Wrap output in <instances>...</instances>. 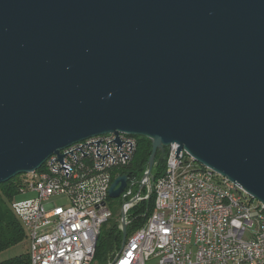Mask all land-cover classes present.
I'll return each mask as SVG.
<instances>
[{"label": "water", "instance_id": "1", "mask_svg": "<svg viewBox=\"0 0 264 264\" xmlns=\"http://www.w3.org/2000/svg\"><path fill=\"white\" fill-rule=\"evenodd\" d=\"M111 133L264 204V0H0V185Z\"/></svg>", "mask_w": 264, "mask_h": 264}, {"label": "built area", "instance_id": "2", "mask_svg": "<svg viewBox=\"0 0 264 264\" xmlns=\"http://www.w3.org/2000/svg\"><path fill=\"white\" fill-rule=\"evenodd\" d=\"M118 138L122 145L112 133L77 143L61 151L63 164L54 155L23 176L20 195L34 197L12 208L28 235L30 264L93 263L102 227L114 218L109 190L126 176L116 171L130 164L137 145L136 136ZM178 148L166 149L160 178L147 169L137 194L128 179L120 196L127 224L128 212L153 192L155 210L108 264H264V206L187 152L178 157Z\"/></svg>", "mask_w": 264, "mask_h": 264}, {"label": "trees", "instance_id": "3", "mask_svg": "<svg viewBox=\"0 0 264 264\" xmlns=\"http://www.w3.org/2000/svg\"><path fill=\"white\" fill-rule=\"evenodd\" d=\"M151 155L152 141L137 137V145L132 161L116 172L126 175L130 183H135L137 179L141 180L143 178L148 169ZM159 157L158 154L152 171L154 180H157L166 172L167 159L165 157L164 160L159 161ZM23 176H17L11 181L0 185V254L28 240L27 232L12 208L13 202L20 195V190L23 187ZM140 187L139 183L138 188L134 190V194L139 192ZM142 195H147L145 189L142 190ZM154 210L155 194L153 192L147 200L140 202L128 212L127 238L146 224ZM110 221L112 226L107 229L106 227ZM108 223L102 227L92 264H108L109 260L122 248L123 232L119 228L120 219L113 218ZM0 264H30L29 253L2 261Z\"/></svg>", "mask_w": 264, "mask_h": 264}, {"label": "rangeland", "instance_id": "4", "mask_svg": "<svg viewBox=\"0 0 264 264\" xmlns=\"http://www.w3.org/2000/svg\"><path fill=\"white\" fill-rule=\"evenodd\" d=\"M140 179H137L135 181L136 185L134 187V189L136 190L138 188V185L140 183ZM34 197V194H26V195H19L16 199L17 200H24V199H28V198H32ZM56 202L58 204H61L63 201L60 200H56ZM121 204L122 201L120 198L118 199H113V200H109V206L114 214V218H120L121 216ZM112 226V222L110 221L107 225V229H110V227ZM28 247H29V241L26 240L24 243L19 244L17 246H14L8 250H6L5 252L0 254V262L2 261H6V260H10L12 258H15L21 254H25L28 251ZM148 264H158L157 260H151L150 262H148Z\"/></svg>", "mask_w": 264, "mask_h": 264}, {"label": "crops", "instance_id": "5", "mask_svg": "<svg viewBox=\"0 0 264 264\" xmlns=\"http://www.w3.org/2000/svg\"><path fill=\"white\" fill-rule=\"evenodd\" d=\"M26 253H29V247H28V251Z\"/></svg>", "mask_w": 264, "mask_h": 264}, {"label": "bare ground", "instance_id": "6", "mask_svg": "<svg viewBox=\"0 0 264 264\" xmlns=\"http://www.w3.org/2000/svg\"><path fill=\"white\" fill-rule=\"evenodd\" d=\"M254 199V198H253ZM262 204V203H261ZM262 206H264V204H262Z\"/></svg>", "mask_w": 264, "mask_h": 264}]
</instances>
